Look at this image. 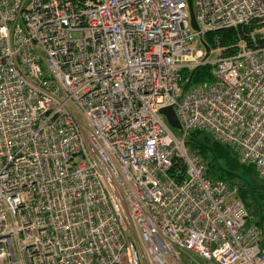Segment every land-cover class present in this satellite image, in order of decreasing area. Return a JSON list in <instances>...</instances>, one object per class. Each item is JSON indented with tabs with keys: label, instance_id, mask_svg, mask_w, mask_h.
Segmentation results:
<instances>
[{
	"label": "built area",
	"instance_id": "obj_1",
	"mask_svg": "<svg viewBox=\"0 0 264 264\" xmlns=\"http://www.w3.org/2000/svg\"><path fill=\"white\" fill-rule=\"evenodd\" d=\"M192 8L198 30L188 0H0V264H264L237 187L185 144L205 131L264 180V45L201 44L264 0Z\"/></svg>",
	"mask_w": 264,
	"mask_h": 264
},
{
	"label": "trees",
	"instance_id": "obj_2",
	"mask_svg": "<svg viewBox=\"0 0 264 264\" xmlns=\"http://www.w3.org/2000/svg\"><path fill=\"white\" fill-rule=\"evenodd\" d=\"M254 28L252 22L236 28L220 29L207 33L204 40L211 50L220 48L221 57H228L235 53V44L239 37L247 35ZM264 40L258 41L263 46ZM190 73H183V80ZM213 80L212 67L205 65L194 70L190 84L183 88L204 81ZM186 146L197 154L206 165L207 177L211 182L224 181L237 187L238 198L248 209L250 218L248 223L257 225L261 230V246L264 249V180L260 179L252 166L239 163L235 152L229 147L215 141L205 131H192L185 139ZM185 168L179 161H174L169 174L176 181L184 179Z\"/></svg>",
	"mask_w": 264,
	"mask_h": 264
},
{
	"label": "rangeland",
	"instance_id": "obj_3",
	"mask_svg": "<svg viewBox=\"0 0 264 264\" xmlns=\"http://www.w3.org/2000/svg\"><path fill=\"white\" fill-rule=\"evenodd\" d=\"M254 25V28L251 32H249V34L247 35V39L246 38H243V37H239L241 39H246L248 41H251V36H253L254 38V41H255V44L258 45V41L260 40H264V22H256V23H253ZM197 48H200L201 46L198 44L196 46ZM221 54V51H219L218 53H211L209 55V60H214L216 59L219 55ZM168 128L170 130V132L172 133V135L177 138V139H180L181 138V132L180 130L178 129H175V128H172L168 125ZM180 258L182 259V261L185 263V264H189L191 262V260H193L194 262H201L202 261L198 258L197 255L195 254H186V255H183V254H180Z\"/></svg>",
	"mask_w": 264,
	"mask_h": 264
},
{
	"label": "water",
	"instance_id": "obj_4",
	"mask_svg": "<svg viewBox=\"0 0 264 264\" xmlns=\"http://www.w3.org/2000/svg\"><path fill=\"white\" fill-rule=\"evenodd\" d=\"M188 7H189V13H190L191 26H192V28L194 30H198V26H197V23H196V20H195V16H194V13H193L192 0H188ZM201 44L203 45V47H204V49L206 51L205 59H207L209 57L210 48L207 45V43L205 41H203V40H201ZM192 75H193V72L190 74V77H189V79L187 81L188 84L191 81ZM159 112L165 118L167 124L170 127L178 129V130L181 129V125H180V123L178 121V118H177L174 110L172 109V107H164V108L160 109Z\"/></svg>",
	"mask_w": 264,
	"mask_h": 264
}]
</instances>
